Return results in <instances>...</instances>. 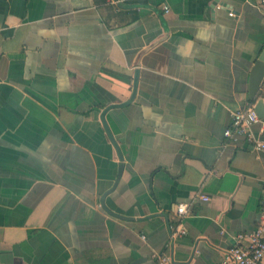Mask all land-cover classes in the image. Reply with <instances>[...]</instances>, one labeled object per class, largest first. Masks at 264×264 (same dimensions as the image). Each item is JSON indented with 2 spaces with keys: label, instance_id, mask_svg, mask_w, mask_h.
Listing matches in <instances>:
<instances>
[{
  "label": "crops",
  "instance_id": "1",
  "mask_svg": "<svg viewBox=\"0 0 264 264\" xmlns=\"http://www.w3.org/2000/svg\"><path fill=\"white\" fill-rule=\"evenodd\" d=\"M263 48L257 0H0V264L221 259L262 207L264 151L224 130L264 103ZM136 70L105 114L118 177L100 114Z\"/></svg>",
  "mask_w": 264,
  "mask_h": 264
},
{
  "label": "built area",
  "instance_id": "2",
  "mask_svg": "<svg viewBox=\"0 0 264 264\" xmlns=\"http://www.w3.org/2000/svg\"><path fill=\"white\" fill-rule=\"evenodd\" d=\"M258 6L264 11V0H257ZM167 10V7H165ZM230 15L232 13L230 12ZM231 125L224 130L225 136L233 134L243 135L258 150L264 151V142L254 137L251 127L259 121V117L249 106L244 110H234L231 113ZM202 199L208 197L202 195ZM187 209L185 203L177 206L178 215L182 216ZM184 233L183 229H178L173 235ZM144 238V235L141 236ZM264 257V189L262 195V207L257 226L250 233H237L234 236V243L223 252L221 259L214 264H262ZM156 264H172V257L168 254H160L156 257Z\"/></svg>",
  "mask_w": 264,
  "mask_h": 264
},
{
  "label": "water",
  "instance_id": "3",
  "mask_svg": "<svg viewBox=\"0 0 264 264\" xmlns=\"http://www.w3.org/2000/svg\"><path fill=\"white\" fill-rule=\"evenodd\" d=\"M146 49H144L143 51H145ZM142 51V52H143ZM264 78V48L263 50L261 51L258 59L256 60L254 66L252 67V70H251V73H250V77H249V96L251 98H254L256 97L259 89H260V86H261V83H262V80ZM137 80H138V71L136 70L135 71V74H134V81H133V91H132V94H131V97L122 102V103H113V104H110L108 105L107 107H105L103 109V111L101 112L100 114V120L102 122V125L108 135V138L110 140V142L112 143V145L114 146L116 152H117V155H118V158H119V169H118V177L120 176L121 172H122V169H123V157H122V153L120 151V148L118 146V143L116 142L106 120H105V114L106 112L111 109V108H115V107H122L128 103H130L134 96H135V93H136V88H137ZM255 112L257 114H259L260 117H264V103L262 101V99H258V101L256 102V107H255ZM118 182V178L116 179L114 185L111 187V189H109L106 193H104V195L102 196V199H101V205L102 207L110 214L114 215V216H119L118 214L112 212L110 209H108L104 203V198L105 196L110 193L114 187L116 186V183Z\"/></svg>",
  "mask_w": 264,
  "mask_h": 264
}]
</instances>
